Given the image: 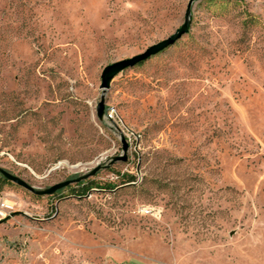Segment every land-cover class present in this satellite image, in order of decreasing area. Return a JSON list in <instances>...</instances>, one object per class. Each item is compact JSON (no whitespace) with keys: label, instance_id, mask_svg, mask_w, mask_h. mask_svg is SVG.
Instances as JSON below:
<instances>
[{"label":"rangeland","instance_id":"rangeland-1","mask_svg":"<svg viewBox=\"0 0 264 264\" xmlns=\"http://www.w3.org/2000/svg\"><path fill=\"white\" fill-rule=\"evenodd\" d=\"M187 2L0 0V167L100 166L3 177L0 264H264V0H195L100 87Z\"/></svg>","mask_w":264,"mask_h":264},{"label":"water","instance_id":"water-1","mask_svg":"<svg viewBox=\"0 0 264 264\" xmlns=\"http://www.w3.org/2000/svg\"><path fill=\"white\" fill-rule=\"evenodd\" d=\"M195 0H188L186 9H185V15H184V21L183 23L174 31L173 34L169 35L167 38L150 45L148 48H146L143 52L136 54L132 57L129 58H124L121 60L114 61L108 65H106L102 71H101V84L100 87L105 91L109 87V83L111 79L119 73L121 70L133 66L136 63L143 61L150 57L151 55L163 50L164 48L168 47L169 45L173 44L177 39H179L184 33H186L189 29L190 23H191V6L192 3ZM105 111V106H104V97L103 95L101 96L99 102L96 105V115L98 119H102ZM127 143L123 139L122 140V150L123 154L118 155L113 157L112 161L115 160H122L125 161L127 158L126 151H127ZM99 165L95 166L93 169H91L88 173L81 175L79 177L73 178V179H67L63 180L60 182H57L55 184H52L44 189H37L33 187L32 185L28 184L25 180L20 178L17 175H14L7 170L3 169L0 167V174L9 181L15 182L16 184L30 190L31 192L39 195H45V194H53L56 192L58 189H61L68 184L72 182H77L81 179H84L90 175H93L98 169Z\"/></svg>","mask_w":264,"mask_h":264},{"label":"built area","instance_id":"built-area-1","mask_svg":"<svg viewBox=\"0 0 264 264\" xmlns=\"http://www.w3.org/2000/svg\"><path fill=\"white\" fill-rule=\"evenodd\" d=\"M115 116H116V114L114 113V110L108 108L106 113H105V118L110 120V119H114ZM6 208H8V205L4 202H0V218L4 217L6 215V212H7ZM141 213H143V214L150 213V209L149 208H142Z\"/></svg>","mask_w":264,"mask_h":264},{"label":"trees","instance_id":"trees-1","mask_svg":"<svg viewBox=\"0 0 264 264\" xmlns=\"http://www.w3.org/2000/svg\"><path fill=\"white\" fill-rule=\"evenodd\" d=\"M128 177H127V180L126 181H131V180H133V176L132 175H127ZM0 180L1 181H5V179L3 178V176H1L0 175Z\"/></svg>","mask_w":264,"mask_h":264}]
</instances>
